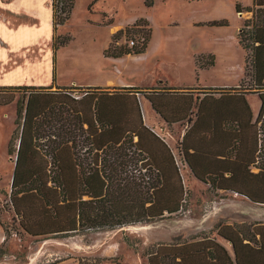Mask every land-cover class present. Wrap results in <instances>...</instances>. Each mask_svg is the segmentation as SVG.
I'll list each match as a JSON object with an SVG mask.
<instances>
[{"label": "trees", "instance_id": "1", "mask_svg": "<svg viewBox=\"0 0 264 264\" xmlns=\"http://www.w3.org/2000/svg\"><path fill=\"white\" fill-rule=\"evenodd\" d=\"M12 1L2 0L5 4ZM155 1L144 0L147 7H153ZM254 3L262 9L246 24L251 31L248 36H243L245 30L241 33L239 44L251 51L247 74L253 81V93L261 100L257 117L246 100L247 93L241 90L242 84L229 88V92L228 88H209L221 98L209 96L200 104L198 99L196 121L190 113L186 121L191 130L178 148L194 176L211 185V191L236 194L264 205V0ZM74 7L75 0H52L55 54L73 41L69 33L61 38L59 30L69 22ZM235 7L240 13V4ZM136 29L138 40L130 35ZM122 38L126 43L120 45ZM151 39L150 23L139 19L113 34L104 55L118 59L144 54ZM196 63L198 68H210L216 58L200 55ZM52 88L0 85V106L14 102L19 93L16 129L8 146L15 164L10 195L18 226L13 228L15 234L73 236L152 223L184 210L189 190L176 157L145 125L138 100L139 94L146 96L154 110L172 124L168 105L159 100L158 87H87L80 100L68 92L76 87ZM166 89L172 99L177 97V91ZM201 113L209 118L201 120ZM199 126L204 132L196 133ZM198 155L213 157L214 163L203 165ZM0 226L6 242L14 231L1 216ZM126 241L139 253L129 239ZM4 246H0V259L7 254ZM142 256L147 264H264V223L220 221L210 232L193 239L150 245ZM105 260L121 264L117 257L95 259L97 264Z\"/></svg>", "mask_w": 264, "mask_h": 264}, {"label": "rangeland", "instance_id": "2", "mask_svg": "<svg viewBox=\"0 0 264 264\" xmlns=\"http://www.w3.org/2000/svg\"><path fill=\"white\" fill-rule=\"evenodd\" d=\"M93 1L75 0L71 18L61 30L65 34L60 35L64 38L70 34L73 41L58 50L57 65L56 60L54 62L57 73L50 63L42 61L40 71L22 70L17 78L18 84L10 86H35L37 83L50 86L57 82L68 84L73 80L98 85L105 82V77L111 76L118 82L130 84L128 86L150 87L157 83L161 74L179 67L193 86L228 88L229 92V88L242 84L241 90L249 96L250 105L256 113L259 111L261 100L253 93V81L247 74L251 70L248 59L251 51L244 50L239 44L241 33L245 30L243 36H248L251 31L246 24L255 20L257 10L262 9L254 0H156L153 7H147L144 0ZM236 3L240 4V13L236 12ZM142 18L152 28L147 52L118 59L106 58L104 50L113 34L133 26ZM108 21L113 23L107 26ZM216 21H226L227 25H214ZM142 28L147 30L149 27ZM130 35L137 40L140 37L137 29ZM125 43L126 38L119 42L120 45ZM42 46L46 52L47 37L42 40ZM210 54L216 58L215 66L204 68L197 76L195 58ZM20 67L26 69L24 65ZM3 78L0 76V82ZM198 78L200 85H197ZM58 89L59 86L55 85L52 88L53 91ZM83 91L79 87L68 89L69 95L78 100ZM18 99L19 93H16L14 102L0 106V216L10 230L18 227L10 204L14 158L8 155V146L16 129ZM136 174L139 176L138 172ZM203 187V183L191 180L187 185L189 194L185 197L184 210L152 223L95 229L73 236L31 237L19 229L22 233L17 235L13 230V236L6 242L0 226V246L5 243L7 249L0 264H79V261L97 264L96 258L112 257L124 264L121 255L126 256V264H137L134 247L126 239L143 253L156 243L190 240L208 233L220 221L264 223L263 204L234 196L227 199L226 194ZM233 203L236 204L234 212L228 206ZM103 264L114 263L105 260Z\"/></svg>", "mask_w": 264, "mask_h": 264}, {"label": "crops", "instance_id": "3", "mask_svg": "<svg viewBox=\"0 0 264 264\" xmlns=\"http://www.w3.org/2000/svg\"><path fill=\"white\" fill-rule=\"evenodd\" d=\"M66 25L67 24L61 26L59 33L65 34L62 33L61 30L66 27ZM54 35L52 0H13L9 4H5L2 0H0V76L4 77L3 80H5V82L2 80L0 85L18 84L17 78L20 76V71L29 69L40 71L42 61L45 63L47 61L48 64L50 63L52 69L55 68V72L57 73V69L54 67V61L56 60L57 65L58 51L56 54L54 53ZM42 37L43 39L47 37L48 49L46 52H44L42 46ZM195 64L196 73L197 76H199V72L203 71L204 68L197 67L196 58ZM22 65H24L26 69H21L20 66ZM49 68L50 67L48 66V70ZM185 76V73L177 67L172 72L169 71L166 72V74H161L157 83L150 87L128 86L130 84H127L126 82H118L111 76L105 77V82H100L98 85H93L92 83H80L77 80H73L68 84H61L60 82H57V84L54 83L50 86L55 85L59 87L80 88L103 87L112 89L116 87H137L143 90L158 87L159 90H161L159 100L161 99L162 105H168V114L173 122L172 124H169L158 112L154 110L150 100L143 94H139L138 100L142 109L145 125L157 133L173 151L181 170L185 186L187 187L188 184H191V180H194L196 182L198 181L203 183V188L210 190L211 185L200 181L194 176L189 164L184 161L183 156L179 151L178 144L183 141L185 136L191 130L190 123L186 121V118L190 115V113H193V118L195 119L194 121H196V102L198 99L200 104L203 99L209 96L218 100L221 98V94L211 92L209 89L211 87L193 86L185 79ZM197 80V85H200L199 78ZM35 86L46 85L37 83ZM166 88H172V91H177L178 93L175 94L177 97L172 99ZM246 100L249 103L248 95H246ZM252 111L254 117L256 118L259 111L256 113L253 108ZM205 117L207 119L209 118L208 115L201 113L200 119L204 120ZM195 130L196 133L204 132V127L199 126ZM197 158L203 165H210L214 163L213 157L198 155ZM221 194H226V196H228L227 199H232L234 197L244 198L232 193L222 192ZM234 202H236V200H234ZM228 206H231L233 212L235 211V203ZM227 222L230 224L234 223L232 220H228ZM132 250L134 251L135 262L137 264H147V259L142 256V253H137L134 249ZM121 256L124 259V264H126V256Z\"/></svg>", "mask_w": 264, "mask_h": 264}, {"label": "built area", "instance_id": "4", "mask_svg": "<svg viewBox=\"0 0 264 264\" xmlns=\"http://www.w3.org/2000/svg\"><path fill=\"white\" fill-rule=\"evenodd\" d=\"M131 44H134V42H131Z\"/></svg>", "mask_w": 264, "mask_h": 264}]
</instances>
